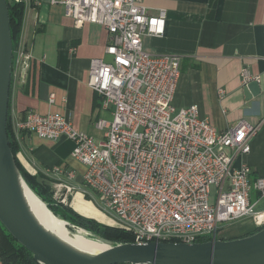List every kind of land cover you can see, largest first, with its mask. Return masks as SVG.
I'll list each match as a JSON object with an SVG mask.
<instances>
[{"label": "built area", "instance_id": "1", "mask_svg": "<svg viewBox=\"0 0 264 264\" xmlns=\"http://www.w3.org/2000/svg\"><path fill=\"white\" fill-rule=\"evenodd\" d=\"M10 1L25 5L27 0ZM49 4L62 7L76 28L93 23L107 31L104 54L109 61L90 60L86 85L100 96L104 109L112 108L110 121L94 124L104 130L100 141L58 114L28 111L16 124L19 132L39 139L64 137L73 143L71 158L83 167L81 188L63 183L59 167L46 169L54 203L66 205V194L86 197L91 190L100 210L129 232L134 243L191 244L204 236L226 240L222 225L241 219L254 229L264 228V177L253 180L246 163L235 165L238 156L250 152L260 125L241 120L219 133L196 105L173 107L181 59L147 53L142 44L144 36L164 35L166 11L148 14L142 0ZM31 62V54L18 43L12 76L25 82ZM240 77L243 86L258 81L246 69ZM66 177L73 180L74 173ZM211 186L216 189L213 204Z\"/></svg>", "mask_w": 264, "mask_h": 264}, {"label": "crops", "instance_id": "2", "mask_svg": "<svg viewBox=\"0 0 264 264\" xmlns=\"http://www.w3.org/2000/svg\"><path fill=\"white\" fill-rule=\"evenodd\" d=\"M39 3L26 1L20 33V46L32 56L31 68L25 82L12 76L10 86L8 116L18 146L16 159L28 174L41 175L49 184L52 180L45 170L59 167L61 181L79 189L83 167L71 158L72 141L39 139L19 132L16 124L28 111L58 114L75 130L100 141L104 130L94 124L110 121L112 108L102 107L100 96L86 80L90 60L106 59L108 35L93 23L76 28L62 7L50 5L49 0ZM142 5L148 14L166 11L164 35L144 36L143 49L181 59L173 107L196 105L219 133L241 120L260 125L250 152L238 156L235 165L246 163L253 180L264 177V0H142ZM244 69L258 78L261 89L250 101L243 95ZM219 90L224 91L221 97ZM68 172L74 173L73 180L67 179ZM248 222L231 230L234 237L248 232L252 226Z\"/></svg>", "mask_w": 264, "mask_h": 264}, {"label": "water", "instance_id": "3", "mask_svg": "<svg viewBox=\"0 0 264 264\" xmlns=\"http://www.w3.org/2000/svg\"><path fill=\"white\" fill-rule=\"evenodd\" d=\"M13 70L8 5L0 0V224L37 264H264V228L232 239L205 242L114 243L90 233L104 248L80 249L36 215L29 188L11 152L6 129ZM257 81L243 86L246 101L259 96Z\"/></svg>", "mask_w": 264, "mask_h": 264}, {"label": "trees", "instance_id": "4", "mask_svg": "<svg viewBox=\"0 0 264 264\" xmlns=\"http://www.w3.org/2000/svg\"><path fill=\"white\" fill-rule=\"evenodd\" d=\"M8 5V17H9V29L12 41V48L15 50L19 43L20 33L22 28V21L24 16V4L14 3L10 0H6ZM9 146L12 154L15 157L16 165L25 180L27 186L32 190V192L38 196V198L45 204V206L56 216L79 226L83 230L90 233L96 234L106 240L112 241L114 243H131L134 241L132 235L120 228L108 227L100 225L93 220L82 219L78 217H73L66 205L54 203L52 199V191L50 190L49 183L46 178L41 175L32 176L28 174L20 165L16 159V153L18 151V146L13 139L10 127L9 116H7L6 124ZM256 197V194H252V199ZM71 206L81 213L82 215L90 218H94L101 223H108L105 217L100 214L89 202L83 201L80 193H75ZM88 212H93L96 217H91ZM247 222L246 225H248ZM244 225V226H246ZM253 226L250 227L248 232L239 236H247L257 232ZM238 237V236H236ZM233 237V238H236ZM212 237L204 236L198 238L197 242H205L211 240ZM232 239V238H229ZM0 264H37L33 258L32 254L27 251L24 247L19 245L2 227L0 224Z\"/></svg>", "mask_w": 264, "mask_h": 264}, {"label": "bare ground", "instance_id": "5", "mask_svg": "<svg viewBox=\"0 0 264 264\" xmlns=\"http://www.w3.org/2000/svg\"><path fill=\"white\" fill-rule=\"evenodd\" d=\"M29 191L28 198L37 217L63 240L84 250L105 247L100 242L95 240L90 232L79 227L72 229V226H70L67 222L55 216L30 188Z\"/></svg>", "mask_w": 264, "mask_h": 264}, {"label": "rangeland", "instance_id": "6", "mask_svg": "<svg viewBox=\"0 0 264 264\" xmlns=\"http://www.w3.org/2000/svg\"><path fill=\"white\" fill-rule=\"evenodd\" d=\"M104 60H105V62H108V61H109V58L106 57V59H104ZM49 186H50V190H51L52 193H53V189H52L51 184H49ZM62 193L64 194V192H62ZM89 194H90V196L82 197L83 201H85V202H89V203L91 204V206H93L96 210H98V211L100 212V214H102V215L105 217L104 219H106V220L108 221V223H101V222L97 221V220L94 219V218L86 217V216L82 215L81 213H79L78 211H76V210L71 206V203H72V201H73V197H74V195H75V192H74L72 195H67V194H66V196H67V199H66V207H67V209L70 210L71 215H72L73 217H78V218L87 219V220H93L94 222H96V223H98V224H100V225H103V226L119 228V224H118L117 222H115L110 216H107L106 213L104 214V213L100 210V208L98 207V205H97V203H96V200L98 199L97 195H96L93 191H91V190H89ZM215 196H216V189H215L213 186H211V188H210V197H209V201H210L211 204L214 203V201H215ZM88 215L91 216V217H96L95 214H94L93 212H88ZM55 216H56V215H55ZM57 217H58V216H57ZM59 218H60V217H59ZM61 219H62V218H61ZM62 220H64V219H62ZM64 221L67 222L70 226H72V229H75L76 227H79V226H76V225H74L73 223H71V222H69V221H67V220H64ZM247 222H248L247 219H241V220L236 221V222L231 223V224H225V225H222V228H224V229H230V231H228V232L225 233V234H222V236L226 237V236L229 234V237H228V238H233V237H234V234L231 233V230H232V229H235V228H238V227H242V226L246 225ZM79 228H80V227H79ZM81 229H82V228H81Z\"/></svg>", "mask_w": 264, "mask_h": 264}]
</instances>
